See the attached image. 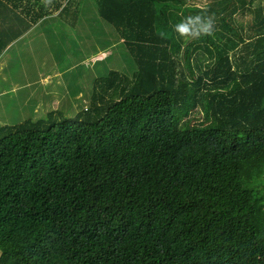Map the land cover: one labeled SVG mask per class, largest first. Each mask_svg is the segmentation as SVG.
<instances>
[{
  "label": "trees",
  "instance_id": "1",
  "mask_svg": "<svg viewBox=\"0 0 264 264\" xmlns=\"http://www.w3.org/2000/svg\"><path fill=\"white\" fill-rule=\"evenodd\" d=\"M94 2L133 74L80 110L50 85L48 116L0 127V264H264V0ZM202 10L216 30L186 44L173 25Z\"/></svg>",
  "mask_w": 264,
  "mask_h": 264
},
{
  "label": "crops",
  "instance_id": "2",
  "mask_svg": "<svg viewBox=\"0 0 264 264\" xmlns=\"http://www.w3.org/2000/svg\"><path fill=\"white\" fill-rule=\"evenodd\" d=\"M87 3L85 0H73L65 11L54 12L39 21H35V14L30 13L29 10H19L18 15L13 16L12 23L15 24L12 28H9L7 21H4V24L0 20V34L6 36L3 38L8 43L0 54V84L2 86L14 84L12 78L20 71V74L15 78L19 80V77L26 71L22 69L24 66L20 63V59L23 58L25 59V67L39 66L40 68L41 76L35 85V89L52 81L53 84L51 82L50 84L53 91L56 93L59 88L62 89L61 92L65 98L71 99L68 95L71 94L69 91L73 90L77 92L76 100L85 99L87 95L91 97L90 89L92 90L95 80L101 77L102 72H105L102 77L106 76L111 71V65L113 67L119 66L118 60L122 59L121 57L125 59L124 51L126 48L123 47L124 51L117 48V42L123 43L117 38L113 40L111 45L108 36L114 35L115 30L112 32L111 26L99 17L97 7L94 10L97 20L95 18L89 20L92 11L88 8L93 9L95 4L88 5ZM61 21L65 22V28L68 29L67 32L65 31L69 34L66 37L67 42L60 37V33L65 29L59 33ZM101 36H106L103 38L105 39L103 41H107L105 48L101 44L99 45ZM72 44L74 46H71ZM114 50L119 56L111 63L109 61L111 56H106L105 53ZM128 63H124V67H128ZM6 69H9L11 77L6 76ZM114 69L118 71L116 68ZM75 71L77 72L76 78H65L73 75ZM59 80L64 82L59 85ZM15 86H5L0 90V98L4 97L8 91L15 93ZM73 86L76 88L71 89ZM53 91H49L48 88L45 93L49 98L52 97L50 101L52 100L53 105L56 106L58 102L55 100L56 96Z\"/></svg>",
  "mask_w": 264,
  "mask_h": 264
},
{
  "label": "rangeland",
  "instance_id": "3",
  "mask_svg": "<svg viewBox=\"0 0 264 264\" xmlns=\"http://www.w3.org/2000/svg\"><path fill=\"white\" fill-rule=\"evenodd\" d=\"M82 1V0H80ZM86 2H88V5H92L95 4V7L92 9L91 7H89L88 9L92 11V15L90 16L91 20L92 18L95 20H97L96 16L94 15L95 12V8L96 3L94 2V0H85ZM90 2V3H89ZM239 20H241L244 25L247 27V23L250 19V17L248 16H239L237 17ZM65 28V22L61 21V27H60V31L59 33ZM113 27L111 26V31H113ZM65 31L67 32L68 29H64L61 33H60V37H62V39H65V41L67 42L68 40H66V37H68L69 34L65 33ZM159 32L161 34H163L166 37H176V35H173L172 32L167 31L165 28H161L159 30ZM106 36H101L99 38L100 42L99 45L101 44L102 47L105 48L107 41H103L105 39ZM108 39L111 40V45L113 42V35L108 36ZM192 38H186L185 43L187 44V42H191ZM96 41H97V37H96ZM117 48H119L120 50H123V43L117 42ZM115 44V45H116ZM71 46H74V44H72ZM70 46V47H71ZM102 48V49H104ZM120 53V52H119ZM106 56H111V59H109V61L111 63H113L117 58H118V53L114 50V51H110V52H106L105 53ZM78 57H79V53H78ZM122 59L118 60V64L119 66H115L113 67L111 65V68H116L118 71H122L125 74L132 76L133 74V61L129 60V63L127 61V59H124V57H121ZM132 60V59H131ZM20 63H22V65L24 67H22V69H25L26 71L24 72V74L22 76L19 77V80H16V76L20 74V71L18 73H16L15 77H13L12 79L14 80V84H5L2 86V84H0V90H2L5 86H15V93H11L8 91V93H6V95L2 98H0V127L1 126H14L17 125L21 122H23L25 119H28L30 116H34L36 113H39V115L41 116L42 113H44L46 116H48V114L54 110V105H53V101H50V98L47 96V92L48 91V87L51 85L50 82L52 83V81L48 82L47 84H42V86H38L37 89H35V85L37 84L38 79L41 76L40 73V68L39 66L36 67H31V66H27L25 67V59L21 58L20 59ZM128 63V67H124L125 64ZM109 65V64H108ZM135 66V65H134ZM21 70V69H20ZM126 70V71H125ZM7 73L6 76H10V72L9 69H6ZM109 71V70H108ZM79 72V71H78ZM76 71L74 72V74L66 76L65 78H71L74 77L76 78ZM105 72H102L100 75L102 77V75ZM108 74H106L107 76ZM11 77V76H10ZM64 81H60L59 80V85L62 84ZM6 89V88H5ZM12 89V87H11ZM71 94L68 95L71 99L76 100V90L73 91H69ZM41 93V94H40ZM75 93V95H74ZM40 94V96H39ZM89 98L90 95H87V97L85 99L79 100L76 102V109L80 110V108L82 106H86L89 104ZM73 115H68L66 117H72ZM188 120L192 121L194 124L195 123H199L202 122L204 120V115H202L201 113H197V112H193L191 114V116L188 118ZM1 254V252H0Z\"/></svg>",
  "mask_w": 264,
  "mask_h": 264
},
{
  "label": "clouds",
  "instance_id": "4",
  "mask_svg": "<svg viewBox=\"0 0 264 264\" xmlns=\"http://www.w3.org/2000/svg\"><path fill=\"white\" fill-rule=\"evenodd\" d=\"M50 2L51 0H48V3ZM173 30L185 38L200 39L203 36H211L216 30L215 16L206 10H202L173 25Z\"/></svg>",
  "mask_w": 264,
  "mask_h": 264
}]
</instances>
